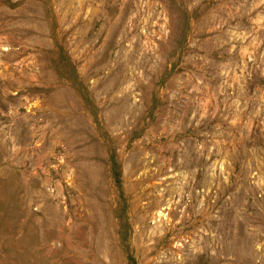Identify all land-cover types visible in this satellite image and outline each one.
<instances>
[{"label":"rangeland","instance_id":"obj_1","mask_svg":"<svg viewBox=\"0 0 264 264\" xmlns=\"http://www.w3.org/2000/svg\"><path fill=\"white\" fill-rule=\"evenodd\" d=\"M0 264H264V0H0Z\"/></svg>","mask_w":264,"mask_h":264}]
</instances>
